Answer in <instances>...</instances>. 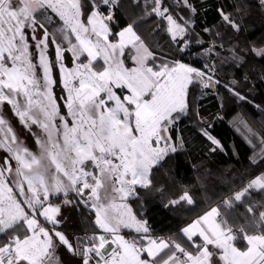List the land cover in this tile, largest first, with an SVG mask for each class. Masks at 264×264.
<instances>
[{"label": "snow or ice", "instance_id": "1", "mask_svg": "<svg viewBox=\"0 0 264 264\" xmlns=\"http://www.w3.org/2000/svg\"><path fill=\"white\" fill-rule=\"evenodd\" d=\"M180 3L193 14L180 16L182 22L166 0H0V106H10L39 149L25 146L0 112V264H264V203L244 204L253 193L264 194V172L181 229L193 251L153 237L127 203L151 190L153 170L184 146L173 132L192 108L193 89L223 86L248 102L240 81L222 83L219 76L225 66L245 63L244 50L234 43L245 30L243 4L217 9L221 24L203 29L210 35L206 42L194 30L192 0ZM120 9L127 22L114 32ZM154 17L170 40L159 48L137 32ZM250 47L264 58V40ZM188 55L191 64L184 62ZM244 127L264 155V137ZM210 129H201L210 151H222ZM52 197L61 202L53 204ZM182 202L194 203L188 190L165 207ZM238 205L246 215L236 227L229 216ZM81 208L94 214L99 231H61L65 210ZM122 228L137 236L126 238ZM63 252L72 259L66 262Z\"/></svg>", "mask_w": 264, "mask_h": 264}, {"label": "trees", "instance_id": "2", "mask_svg": "<svg viewBox=\"0 0 264 264\" xmlns=\"http://www.w3.org/2000/svg\"><path fill=\"white\" fill-rule=\"evenodd\" d=\"M122 2L126 4L128 0ZM192 3L197 8L194 14V30L206 42L210 40V35L204 33L203 29L205 27L216 29L221 24L217 9L226 7L228 11H233L231 7L233 4H243L245 30L239 34V39L234 43H238L244 50L245 63L238 68L225 66L219 76L222 78V83H230L233 79L240 81L239 88L248 96V102L236 100L223 86L215 89L216 95L211 98L206 97V90L193 89L190 96L192 108L175 125L173 135H177L179 131L185 139L193 135L191 140L194 141L195 146L205 140L201 129L211 125V133L220 141L223 150L213 153L205 146L196 148L191 144H184L177 153L171 154L165 162L153 170L151 190H140V198L131 199L136 215L147 221L153 237L174 239L189 251L193 249L183 237L181 229L195 217L220 204L254 176L264 172V155H260L258 140L252 138L250 134L247 135L241 123L236 124V119L241 116L253 132L259 137H264V58L257 57L250 47L264 40V8L259 6V0H192ZM166 4L170 6L179 22H182L180 16L186 18L193 16L183 7L180 0H166ZM116 16L117 23L112 26L114 32L119 31L127 22L123 9L118 10ZM161 23L159 18L154 17L137 27V32L153 48L170 43L169 37L162 30H158V25ZM57 26L53 25L49 31L55 32ZM59 35L58 33L57 36ZM61 38L59 36L60 40ZM64 44L66 46V42ZM193 60L192 55L184 58V62L190 64ZM195 66L201 65L197 62ZM245 77L248 78L247 81ZM257 105L259 107H256ZM197 112L203 121L206 117L210 118L209 124L201 122L196 115ZM11 126L17 127L14 122ZM249 139L252 140L251 143ZM169 189H177L180 194L188 190L194 203L182 202L165 207L173 199ZM254 202L264 203V194L253 193L251 199L244 200V204ZM75 213L79 233L83 230H97L93 223L94 214L87 208H81ZM244 215H246L244 206L238 205L229 216L230 223L239 227L245 222ZM122 233L128 239L137 236L127 230H123ZM237 246L245 248L246 242L240 239Z\"/></svg>", "mask_w": 264, "mask_h": 264}, {"label": "rangeland", "instance_id": "3", "mask_svg": "<svg viewBox=\"0 0 264 264\" xmlns=\"http://www.w3.org/2000/svg\"><path fill=\"white\" fill-rule=\"evenodd\" d=\"M179 22V21H178ZM60 37H62L61 35H59ZM59 36H57V40L59 39ZM62 39V38H61ZM58 41H61L62 40H58ZM49 55L50 57L54 60L55 59V49L54 47H50L49 48ZM65 63L68 64L70 67L72 66L71 65V57L68 53H65ZM38 74H39V70H38ZM54 75L55 77L57 78V85L54 89L57 97L61 96L63 94V90L62 88L60 87L59 85V72L58 71H54ZM214 95H216V90L215 89H212V90H206V97L207 98H211L213 97ZM208 110H210V108H208ZM0 112L3 113L4 117L10 122V124L12 125V123L14 122V125H16L17 127L14 128V131L16 133V135L20 138L21 141H23V143L25 144V146H27L32 152L34 153H37L39 152V149H38V145L36 144L35 142V138L33 137L32 134H30L19 122L18 118L12 113V111L10 110V106H0ZM14 117V118H13ZM241 120L244 121V123H246V121L244 120V118H242L241 116L239 118L236 119V124L239 125L241 123ZM209 121H210V118H205L204 119V122L206 124H209ZM244 123H241L242 126H243V131L249 135L250 133L248 132V130L244 127ZM247 124V123H246ZM177 125V124H176ZM248 125V124H247ZM248 128H250V126L248 125ZM251 129V128H250ZM34 131L39 134V129L36 128L34 129ZM177 135L181 136L182 139H183V142L184 144L188 143V144H191L192 146H194V141L191 140L192 139V136L193 135H190L188 139H185V137L182 136V133L179 131L177 132ZM204 140V139H203ZM206 144V145H205ZM207 147V148H212L213 145H211V143L205 138L204 141H202L200 144H195L194 147L196 148H203V147ZM4 156V153L3 152H0V158H2ZM62 199V197H61ZM127 203L130 204L131 206V203L129 202V200L127 201ZM132 208V206H131ZM64 216H65V221H70L71 219H75V214L72 212V211H68V210H65L64 212ZM61 230V229H60ZM62 231V230H61ZM79 235V234H78ZM63 259L67 262L69 260H71L72 258L68 255L67 252H63Z\"/></svg>", "mask_w": 264, "mask_h": 264}, {"label": "crops", "instance_id": "4", "mask_svg": "<svg viewBox=\"0 0 264 264\" xmlns=\"http://www.w3.org/2000/svg\"><path fill=\"white\" fill-rule=\"evenodd\" d=\"M69 55H70V57H71V54L70 53H68ZM83 59V58H82ZM169 191V194L173 197V198H176V197H178L179 195H180V191H178L177 189H169L168 190ZM132 199V198H131ZM131 199H129V202L131 203ZM51 202L53 203V204H59L60 202H61V198H56V197H52L51 198ZM131 206H132V204H131ZM211 209V208H210ZM210 209L208 210V211H210ZM132 210H133V212L135 213V211H134V209H133V206H132ZM208 211H206V212H208ZM74 214H75V219L73 220V219H71L70 221H65L64 222V225H63V227L61 228V230L62 231H64V232H66L67 234H69L70 236H72V235H76V236H78V234H79V232H78V222H77V218H76V213H75V211L73 210L72 211ZM205 212V213H206ZM205 213H203V214H201V215H199V216H197V217H195L189 224H191L194 220H196L197 218H199L200 216H202V215H204ZM136 214V213H135ZM137 216V215H136ZM138 217V216H137ZM139 218V217H138ZM42 219V218H41ZM140 219V218H139ZM189 224H187L186 226H188ZM185 226V227H186ZM97 230H99L98 228H97ZM123 230H127V231H129V232H133V233H135L133 230H131V229H125V228H122L121 229V234L122 235H124L123 233H122V231ZM136 234V233H135ZM125 236V235H124ZM126 237V236H125ZM127 238V237H126ZM159 238H162V237H159ZM165 239H167V238H165ZM239 247V246H238ZM241 248V247H240ZM241 249H243V248H241Z\"/></svg>", "mask_w": 264, "mask_h": 264}, {"label": "built area", "instance_id": "5", "mask_svg": "<svg viewBox=\"0 0 264 264\" xmlns=\"http://www.w3.org/2000/svg\"><path fill=\"white\" fill-rule=\"evenodd\" d=\"M99 230H95V231H91V230H83V231H81L80 233H79V236H81V235H83V234H85V233H88V234H93V233H95V232H98Z\"/></svg>", "mask_w": 264, "mask_h": 264}, {"label": "water", "instance_id": "6", "mask_svg": "<svg viewBox=\"0 0 264 264\" xmlns=\"http://www.w3.org/2000/svg\"><path fill=\"white\" fill-rule=\"evenodd\" d=\"M79 236V235H78ZM110 250V249H109Z\"/></svg>", "mask_w": 264, "mask_h": 264}]
</instances>
